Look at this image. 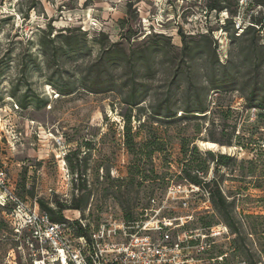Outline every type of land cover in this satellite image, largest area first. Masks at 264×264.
I'll list each match as a JSON object with an SVG mask.
<instances>
[{
  "label": "rangeland",
  "instance_id": "obj_1",
  "mask_svg": "<svg viewBox=\"0 0 264 264\" xmlns=\"http://www.w3.org/2000/svg\"><path fill=\"white\" fill-rule=\"evenodd\" d=\"M119 4L127 14L114 31L106 26L119 18ZM204 31L217 42L216 77L226 79L215 89ZM160 33L170 37L156 43ZM108 50L111 57L100 60ZM133 80L144 100L132 107L124 98ZM255 85L263 89L252 93ZM263 97L264 0H0V171L7 188L40 209L37 198L54 208L87 200L64 215L91 227L121 225L130 211L150 225L173 220L169 238L164 230L146 232L172 257L154 264H264ZM200 100L205 113L185 111L187 101ZM160 106H171L172 116H154ZM199 140L232 149H206ZM157 147L163 149L145 157ZM187 162L211 189L184 178ZM152 167L168 174L137 175ZM218 190L225 208L215 204ZM12 206L0 204V264H33L9 221ZM113 239L125 241V231Z\"/></svg>",
  "mask_w": 264,
  "mask_h": 264
},
{
  "label": "built area",
  "instance_id": "obj_2",
  "mask_svg": "<svg viewBox=\"0 0 264 264\" xmlns=\"http://www.w3.org/2000/svg\"><path fill=\"white\" fill-rule=\"evenodd\" d=\"M8 182L6 171L1 170L0 188L5 196L0 204L4 207L13 204L8 213L9 221L19 238H24L33 264H154L156 261H172L167 253L168 247L155 243L146 233L164 230L169 238L168 230L174 225L171 219H160L156 226L141 219L124 221L113 227L106 223L91 227L82 217L56 222L38 204L29 206L14 190L8 189ZM152 202H155L154 198ZM136 225L138 231L132 233ZM122 231L127 239L115 241L113 236ZM22 248L20 246L19 250Z\"/></svg>",
  "mask_w": 264,
  "mask_h": 264
},
{
  "label": "trees",
  "instance_id": "obj_3",
  "mask_svg": "<svg viewBox=\"0 0 264 264\" xmlns=\"http://www.w3.org/2000/svg\"><path fill=\"white\" fill-rule=\"evenodd\" d=\"M128 8H129V13H130L131 12V8H132V4L131 3L128 4ZM214 10L216 11L215 8L212 9L211 11H214ZM209 32L210 31H208V33ZM206 33H207V31L201 32V34H203V38L205 39V41L207 43V47H208L207 48V53H210V51H211V53L214 55L213 67L211 69L212 70V80L211 79L210 80H211L212 85H214L213 89H215V88H217V85H220L221 82L225 81L226 79H225V75L221 76L220 78L216 77L217 73H216V68L215 67L217 66V64H219V60H218V55L216 53V50L213 49V51H212L211 47H212V44H214V43H216V45H217V42H216V40H214L209 35H206ZM179 35L181 36L184 49L187 50L188 49V47H187L188 44L186 43L187 35L181 29H179ZM155 36L157 37V40L155 41L156 43H160L158 39L161 38V37L165 38V39L170 37V36H166V34H163V33L155 34ZM146 37H148V35H146ZM130 40H131V38H130ZM117 43L118 42H113V44H117ZM190 51L191 52L189 53V57L192 58L193 57V53H192L193 49L190 50ZM203 52H204V50H203ZM106 57H111V51L110 50H108L105 53H103L101 55V57H100V60L104 59ZM124 60L128 61V63H131V58H127V59L125 58ZM254 60H255V58H253V56L251 54H249L248 61L250 63H252ZM96 65H99V63H97ZM223 67L224 68H228V63L224 64ZM174 74L176 75L175 72H174ZM230 75L231 74H228L227 77L229 78ZM177 77L180 78V79L182 78V76L180 74H178ZM128 86H130V90L126 94V96L124 98V102L128 103L132 107L139 105L144 100V98H142L141 94L138 92L136 80H133V82L128 83ZM262 89H263L262 87H259V86L255 85L254 88L252 89V93H256V92H258L259 90H262ZM185 95H186L185 96L186 99L187 98L191 99L193 96H195V93H193L191 90H189V88H187ZM263 99H264V97H263ZM258 106L260 108H264V103H262V104H260ZM171 109H172L171 106H168V107L167 106H160L159 108L158 107H154L153 114L157 118L159 116L170 117V116H172ZM185 111L187 113L188 112L205 113L207 111V106L204 104V100H200V101H197V102L187 101L186 102V106H185ZM124 128L126 129V131H128V133L132 130L129 125H125ZM159 143H160L159 141H155L153 143L151 142V145L155 146V144H159ZM185 147L187 149V146H185ZM161 149H163V148H160V147L153 148V149L150 150V152H146L145 153V157L147 156V158H150L152 156V154L156 150H161ZM194 149H197V147H194ZM225 157H227V156H225L224 154L220 155V158H225ZM218 162H219V160H218ZM187 163L188 164H185V168H183V170H182L185 173L184 178L188 179L191 183H194L196 185L206 186V187H209V189H211L209 183L208 182H203V179L200 178L198 174L193 173V171L191 170L193 168L191 167V165H189V162H187ZM219 163L223 164V162L221 160H220ZM167 174L168 173H164V174L156 173L155 167H152V169H142L141 168V170H138V172H137V175L138 176L140 175L142 180L157 179V178H160V177H164ZM210 193L213 194L214 192L211 190ZM214 197H215V200H214L215 204L219 208L227 207V199L225 198V196L222 194V192L220 190H218V193L214 194ZM37 199H38L37 202L39 203L41 209L46 211V212H48L50 214L51 218L53 219V221H56V222H63V221L67 220V218L64 215V211L66 209L75 208L77 210H80L83 207L87 206V203H88L87 200L86 201L85 200H80L78 203H76V206H68L64 202H60L59 201V202H57L58 208H54L48 200H45L46 198H37ZM146 209H148V208L147 207H144V208L142 207L141 215L144 214L143 211L144 210L146 211ZM125 219H126L125 221H136L134 219V216L131 213V211L130 212H126ZM233 229H234L235 232H238V230H237V228L235 226L233 227Z\"/></svg>",
  "mask_w": 264,
  "mask_h": 264
},
{
  "label": "crops",
  "instance_id": "obj_4",
  "mask_svg": "<svg viewBox=\"0 0 264 264\" xmlns=\"http://www.w3.org/2000/svg\"><path fill=\"white\" fill-rule=\"evenodd\" d=\"M124 9H126V7H122V6H120V4L119 5H117V13H119V18H116V21L114 20V19H112L111 21V25L110 24H108L107 26H106V28H112V30L114 29V31H118L117 29H122L121 28V24H120V22H119V20L121 19H123L124 20V18H122L123 16L122 15H126L127 14V11H126V13H123V10ZM125 11V10H124ZM106 14H105V17H107V15H109V13L108 12H105ZM117 17V16H116ZM118 20V21H117ZM103 21V20H102ZM103 23V22H102ZM107 24V23H106ZM103 26L105 27V24H103Z\"/></svg>",
  "mask_w": 264,
  "mask_h": 264
},
{
  "label": "bare ground",
  "instance_id": "obj_5",
  "mask_svg": "<svg viewBox=\"0 0 264 264\" xmlns=\"http://www.w3.org/2000/svg\"><path fill=\"white\" fill-rule=\"evenodd\" d=\"M198 143L203 148L211 149V150H213V149H215V150L222 149L223 151H226L227 152L228 149H232L231 146L221 145V144H219L216 141L199 140Z\"/></svg>",
  "mask_w": 264,
  "mask_h": 264
}]
</instances>
